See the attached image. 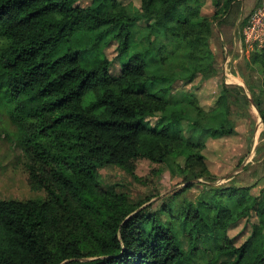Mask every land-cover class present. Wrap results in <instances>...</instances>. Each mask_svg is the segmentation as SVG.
Returning <instances> with one entry per match:
<instances>
[{
	"label": "trees",
	"instance_id": "16d2710c",
	"mask_svg": "<svg viewBox=\"0 0 264 264\" xmlns=\"http://www.w3.org/2000/svg\"><path fill=\"white\" fill-rule=\"evenodd\" d=\"M79 1L0 0V111L15 128L31 190L46 194L0 199V264H264V194L217 188L155 210L146 206L155 196L136 199L100 178L116 167L138 181L140 160L180 158L196 179L210 177L208 139L233 136V117L247 119L250 100L224 82L212 111L191 92L181 101L163 95L199 75L218 77L212 24L239 0H212V13L198 0H141L135 10ZM99 31L91 49L55 58L66 40ZM112 41L117 77L102 53ZM248 61L260 67L264 93V48ZM159 85L162 96L151 90ZM254 102L264 123V97ZM253 212L257 223L237 247L229 228Z\"/></svg>",
	"mask_w": 264,
	"mask_h": 264
},
{
	"label": "rangeland",
	"instance_id": "374dc122",
	"mask_svg": "<svg viewBox=\"0 0 264 264\" xmlns=\"http://www.w3.org/2000/svg\"><path fill=\"white\" fill-rule=\"evenodd\" d=\"M198 1L205 3L204 11L212 13L216 10L212 0ZM262 1L239 0L229 13L223 15L220 22L212 24L210 45L216 60L214 66L218 77L204 80L201 75L196 76L168 95H163L162 91L158 92L163 85L151 89L165 98L180 101L183 93L191 92L198 98L201 106L207 111H212L216 107L223 82L229 86L242 88L243 94L250 100L249 117L247 119L233 117L236 124V133L233 136L217 140L208 139L204 154L210 177L196 179L191 171L185 168L181 158L171 160L168 164L140 160L136 171L140 180H133L119 168L107 167L100 173L104 185H114L119 192L128 191V194L131 197L135 196L136 199L155 196L146 204L152 205L155 210L164 204L175 203L174 205L178 206L185 202L197 203L201 197H211L213 190L217 188L225 189L232 186L243 188L247 190V196L253 198H260L264 194V123L259 111L251 103V99L254 100L255 97H264L262 74L259 66L251 65L248 61L252 51H246L245 46H242L244 29ZM119 2L133 10L139 9L141 5V0ZM92 4V0L79 1L81 7ZM152 23L153 19L141 20L138 22V30L143 32L144 27ZM100 35L101 31L94 34H78L66 40L55 58L69 50L91 49ZM117 47V42L112 41L102 49V53L111 61L110 72L115 77L122 72ZM226 73L236 77L229 81L242 83L229 82ZM240 77V80L237 79ZM149 123L151 126L154 125L153 120ZM182 127L186 137H191L193 133L191 134L192 131L187 124L183 123ZM179 128L181 129V125ZM14 131L15 128L9 119L0 111V199L26 201L45 198L44 192H34L29 186L24 166L25 159L14 141ZM190 183L195 184V187L187 189L186 186ZM227 205L233 207L232 202H227ZM257 220L253 212L230 226L228 234L235 246L240 247L247 241Z\"/></svg>",
	"mask_w": 264,
	"mask_h": 264
},
{
	"label": "built area",
	"instance_id": "2783aa9c",
	"mask_svg": "<svg viewBox=\"0 0 264 264\" xmlns=\"http://www.w3.org/2000/svg\"><path fill=\"white\" fill-rule=\"evenodd\" d=\"M242 39V46H245L246 51L264 48V0L245 27Z\"/></svg>",
	"mask_w": 264,
	"mask_h": 264
},
{
	"label": "crops",
	"instance_id": "0c3cea01",
	"mask_svg": "<svg viewBox=\"0 0 264 264\" xmlns=\"http://www.w3.org/2000/svg\"><path fill=\"white\" fill-rule=\"evenodd\" d=\"M226 76L228 77L227 78V80L229 81L231 78H236L234 75H230V74H228V73H226ZM237 79H241V77L240 78H237ZM229 82H231V81H229ZM231 83H234V84H241L242 83V81L239 83V82H231Z\"/></svg>",
	"mask_w": 264,
	"mask_h": 264
},
{
	"label": "water",
	"instance_id": "95a60500",
	"mask_svg": "<svg viewBox=\"0 0 264 264\" xmlns=\"http://www.w3.org/2000/svg\"><path fill=\"white\" fill-rule=\"evenodd\" d=\"M251 103H252L253 105H255V107L257 108V106H256V104H255V102H254L253 99H251ZM257 110H258V108H257Z\"/></svg>",
	"mask_w": 264,
	"mask_h": 264
}]
</instances>
